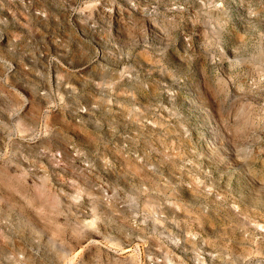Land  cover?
Here are the masks:
<instances>
[{
    "label": "rangeland",
    "instance_id": "1",
    "mask_svg": "<svg viewBox=\"0 0 264 264\" xmlns=\"http://www.w3.org/2000/svg\"><path fill=\"white\" fill-rule=\"evenodd\" d=\"M0 264H264V0H0Z\"/></svg>",
    "mask_w": 264,
    "mask_h": 264
},
{
    "label": "bare ground",
    "instance_id": "2",
    "mask_svg": "<svg viewBox=\"0 0 264 264\" xmlns=\"http://www.w3.org/2000/svg\"><path fill=\"white\" fill-rule=\"evenodd\" d=\"M4 183L7 184V185H5L6 187H8L10 185L9 182H7V181H4Z\"/></svg>",
    "mask_w": 264,
    "mask_h": 264
}]
</instances>
